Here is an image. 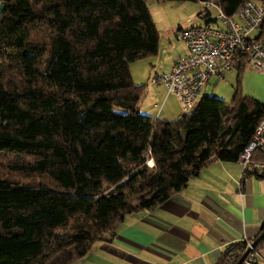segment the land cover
I'll list each match as a JSON object with an SVG mask.
<instances>
[{
  "label": "trees",
  "instance_id": "trees-1",
  "mask_svg": "<svg viewBox=\"0 0 264 264\" xmlns=\"http://www.w3.org/2000/svg\"><path fill=\"white\" fill-rule=\"evenodd\" d=\"M149 1L0 0V264H73L203 167L238 162L252 139L264 104L240 90L231 103L204 95L174 121L138 110L131 63L160 46ZM163 1L233 15L246 0ZM247 67L238 52L239 78ZM246 250L234 242L217 264Z\"/></svg>",
  "mask_w": 264,
  "mask_h": 264
},
{
  "label": "crops",
  "instance_id": "crops-1",
  "mask_svg": "<svg viewBox=\"0 0 264 264\" xmlns=\"http://www.w3.org/2000/svg\"><path fill=\"white\" fill-rule=\"evenodd\" d=\"M172 29H167V47L159 46L155 56L131 66L148 92L160 90L151 83L154 76L170 71L188 54L186 44L175 41L177 31L174 35ZM162 48H166L163 58ZM156 98L151 100L153 107L143 104V113L150 115V108L156 109ZM263 221L264 176H243L239 162L216 161L160 206L128 215L116 234L106 235L73 264H217L230 244L254 240ZM258 252L257 264H264V244Z\"/></svg>",
  "mask_w": 264,
  "mask_h": 264
},
{
  "label": "built area",
  "instance_id": "built-area-1",
  "mask_svg": "<svg viewBox=\"0 0 264 264\" xmlns=\"http://www.w3.org/2000/svg\"><path fill=\"white\" fill-rule=\"evenodd\" d=\"M201 4L203 17L209 15L211 21L182 27L179 37L186 44L188 54L181 57L170 71L151 79L152 84L163 85L167 95L178 98L182 114L195 108L212 79L223 80L235 69L238 52H248V66L264 72V35L257 38L264 20V0H246L233 15H226L212 1H201ZM154 107L157 109L159 105ZM256 152L264 155V117L238 158L243 176H264V160L255 159ZM246 240L251 252L243 264H257L260 254L252 246L253 241Z\"/></svg>",
  "mask_w": 264,
  "mask_h": 264
},
{
  "label": "rangeland",
  "instance_id": "rangeland-1",
  "mask_svg": "<svg viewBox=\"0 0 264 264\" xmlns=\"http://www.w3.org/2000/svg\"><path fill=\"white\" fill-rule=\"evenodd\" d=\"M199 4L200 3H195L193 1L177 2V1L150 0L148 2V7L156 23L157 29L159 30L160 35L162 36L160 46L163 47L168 46L167 36L168 33L170 32H167V29L172 27L173 28L172 31L174 35L175 32L177 31L176 33L177 39L175 41L178 44L180 43L184 44V41L179 37V30H178L179 26L191 27V26L200 25L201 23L202 24L205 23V19L202 17L203 15L202 14L200 15V12L202 11L203 8H201L202 6ZM212 11L213 13H215L214 9H212ZM253 36H255V34H253ZM165 51L166 48L164 49L162 48L161 50L162 58L165 54ZM137 63L135 64V66L134 64L131 66L134 67L140 66L142 62L138 64ZM132 77L136 84L139 85L141 84L139 83L140 79H137L139 77L133 74ZM156 86L157 87L161 86L160 90L157 91V93L148 92L147 85L145 84L143 90V96L140 102L138 103V110L142 112L143 106L144 105L146 106L148 103L151 104V107H153V103H151V100L154 97L159 96V98H156L153 101L154 103H157L159 105V108L157 109L153 108L152 110L149 107L150 105L148 106L150 108V111L152 112L150 115H152L154 118H156V116L158 115V119L162 121L163 120L174 121L178 119L183 111L181 108L180 101L175 95L172 94L168 95V97L166 98L167 96L166 88H164L163 85H156ZM237 90H240L242 95L249 96L263 103L264 102V72H258L257 70L248 66L243 71V73L239 78L237 70L234 69L233 71L227 73L226 77L223 80L219 81L217 79H212L208 83L206 89H204V93H206L208 96L221 98L226 102L231 103ZM95 245L93 246L90 252L93 251Z\"/></svg>",
  "mask_w": 264,
  "mask_h": 264
},
{
  "label": "water",
  "instance_id": "water-1",
  "mask_svg": "<svg viewBox=\"0 0 264 264\" xmlns=\"http://www.w3.org/2000/svg\"><path fill=\"white\" fill-rule=\"evenodd\" d=\"M4 10H5L4 3H0V16L4 12ZM263 239H264V231L261 233L259 237H257L253 241L252 246L255 248ZM250 252H251V248H248L236 264H243L245 258L249 255Z\"/></svg>",
  "mask_w": 264,
  "mask_h": 264
}]
</instances>
